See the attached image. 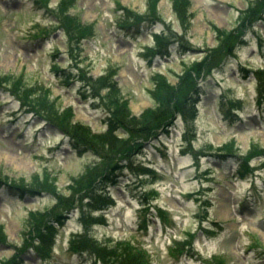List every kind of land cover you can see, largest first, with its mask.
<instances>
[{"label":"rangeland","instance_id":"rangeland-1","mask_svg":"<svg viewBox=\"0 0 264 264\" xmlns=\"http://www.w3.org/2000/svg\"><path fill=\"white\" fill-rule=\"evenodd\" d=\"M154 37L173 45L151 61ZM0 87V182L26 189H0L7 264L111 263L93 244L125 241L144 264H264V0H0ZM108 169L115 204L99 211L89 181ZM54 206L73 209L53 226ZM30 225L48 226L45 262L22 252Z\"/></svg>","mask_w":264,"mask_h":264},{"label":"trees","instance_id":"trees-1","mask_svg":"<svg viewBox=\"0 0 264 264\" xmlns=\"http://www.w3.org/2000/svg\"><path fill=\"white\" fill-rule=\"evenodd\" d=\"M67 21L72 24V20L69 21L67 19ZM72 26H73V24H72ZM261 74L262 73H259L260 76H261ZM104 88L107 89V86ZM170 93H171V89H168V95H167L168 100H170V98H171ZM167 103H168V101L166 100V102H162L159 104L161 105L162 109H166V108H168ZM112 104L115 105V103H112ZM161 107L145 114L144 122H142L140 126H137V127L143 128V129H141V132L143 134H146V132L150 130L152 123L156 119H159V117L162 115L163 111H162ZM87 135L89 137V141H87L85 139V144L91 146L92 151L99 155V153L93 148V145L99 144L102 140H105V138H103L102 136H95L92 134L91 135L87 134ZM116 141H119V140H116ZM110 143H111V146H112V144H114L113 141H110ZM112 151H113V149H111L108 152L113 153ZM100 158L106 159L103 156H101ZM99 170H100V168H99ZM99 170L90 173L89 178L92 179L94 177H97L100 173ZM90 186L92 187L93 184H91L89 181V187ZM48 191H50V190H48ZM57 210H58V207H55V206H54V208L51 209L52 212H56ZM39 216H38V219H39ZM28 228L35 229L33 226H30ZM30 232H32V231H30ZM86 247L89 248V246H86ZM93 247H94V251L102 259V261H104L103 255H106L107 257H109V255H110V260H112L111 263H109L108 261H105V264H144L142 259L139 257V255L136 254L135 250L126 243H118L115 246H113L112 250H107L103 247H97L94 244H93ZM7 263H8L7 261L0 260V264H7Z\"/></svg>","mask_w":264,"mask_h":264}]
</instances>
